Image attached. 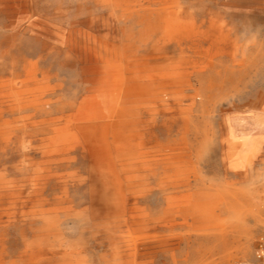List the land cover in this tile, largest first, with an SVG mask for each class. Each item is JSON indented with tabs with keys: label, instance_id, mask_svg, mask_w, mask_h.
<instances>
[{
	"label": "rangeland",
	"instance_id": "374dc122",
	"mask_svg": "<svg viewBox=\"0 0 264 264\" xmlns=\"http://www.w3.org/2000/svg\"><path fill=\"white\" fill-rule=\"evenodd\" d=\"M262 237L264 0H0V264H264Z\"/></svg>",
	"mask_w": 264,
	"mask_h": 264
},
{
	"label": "bare ground",
	"instance_id": "6f19581e",
	"mask_svg": "<svg viewBox=\"0 0 264 264\" xmlns=\"http://www.w3.org/2000/svg\"><path fill=\"white\" fill-rule=\"evenodd\" d=\"M110 82V81H109ZM105 82V83H102L101 84V87H100V90L99 91H101V94H103V97H104V99L105 100H108L109 99V96L107 95L109 92H111L112 90H114L115 89V84L113 83V82ZM110 100V99H109ZM92 116V114L89 116V118ZM141 144H143V145H145L146 146V144H144V142L143 143H141ZM115 148V147H114ZM141 148H142V146H141ZM132 150H131V154H132ZM129 153H130V151H129ZM134 153V152H133ZM134 154H136V152L134 153ZM130 154H128V156H129ZM133 156V155H132ZM136 157V156H135ZM125 158V157H124ZM129 158V157H128ZM132 158H134V157H132ZM137 158H139V157H137ZM126 159V158H125ZM130 159V158H129ZM121 161V160H120ZM202 209H203V205H200V206H198V214H196V215H199V213H201L202 212ZM196 219H199V218H196ZM128 237V236H127ZM123 239V238H122ZM124 243V242H123ZM123 247V246H122Z\"/></svg>",
	"mask_w": 264,
	"mask_h": 264
},
{
	"label": "built area",
	"instance_id": "2783aa9c",
	"mask_svg": "<svg viewBox=\"0 0 264 264\" xmlns=\"http://www.w3.org/2000/svg\"><path fill=\"white\" fill-rule=\"evenodd\" d=\"M257 257L264 261V237L260 238L257 245ZM244 264V263H238Z\"/></svg>",
	"mask_w": 264,
	"mask_h": 264
},
{
	"label": "crops",
	"instance_id": "0c3cea01",
	"mask_svg": "<svg viewBox=\"0 0 264 264\" xmlns=\"http://www.w3.org/2000/svg\"><path fill=\"white\" fill-rule=\"evenodd\" d=\"M264 262V261H263Z\"/></svg>",
	"mask_w": 264,
	"mask_h": 264
}]
</instances>
